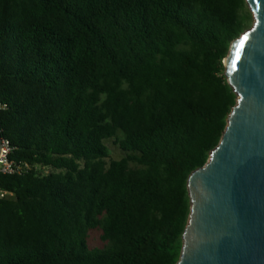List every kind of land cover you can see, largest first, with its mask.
Returning a JSON list of instances; mask_svg holds the SVG:
<instances>
[{
  "label": "trees",
  "instance_id": "16d2710c",
  "mask_svg": "<svg viewBox=\"0 0 264 264\" xmlns=\"http://www.w3.org/2000/svg\"><path fill=\"white\" fill-rule=\"evenodd\" d=\"M252 23L245 0H0L19 167L0 173V264H176L187 179L236 103L223 61Z\"/></svg>",
  "mask_w": 264,
  "mask_h": 264
},
{
  "label": "water",
  "instance_id": "95a60500",
  "mask_svg": "<svg viewBox=\"0 0 264 264\" xmlns=\"http://www.w3.org/2000/svg\"><path fill=\"white\" fill-rule=\"evenodd\" d=\"M245 3L253 23L223 61L236 103L208 160L187 179L176 264H264V0Z\"/></svg>",
  "mask_w": 264,
  "mask_h": 264
},
{
  "label": "built area",
  "instance_id": "2783aa9c",
  "mask_svg": "<svg viewBox=\"0 0 264 264\" xmlns=\"http://www.w3.org/2000/svg\"><path fill=\"white\" fill-rule=\"evenodd\" d=\"M4 108V105L0 103V111ZM1 150H0V173L1 174H12L18 172L19 167L13 162L9 161L8 154L10 152L9 142L5 139H1ZM12 198V193L0 189V199Z\"/></svg>",
  "mask_w": 264,
  "mask_h": 264
},
{
  "label": "rangeland",
  "instance_id": "374dc122",
  "mask_svg": "<svg viewBox=\"0 0 264 264\" xmlns=\"http://www.w3.org/2000/svg\"><path fill=\"white\" fill-rule=\"evenodd\" d=\"M247 11L250 10L247 7ZM251 13V12H250ZM252 15V14H251ZM108 150L109 155L111 159L118 160L124 156L123 152H121L116 145L113 144L112 139L107 140L105 142ZM46 170V169H45ZM100 231L99 230H93L89 232L87 244L90 249L94 247H101L103 245V242L100 240Z\"/></svg>",
  "mask_w": 264,
  "mask_h": 264
}]
</instances>
